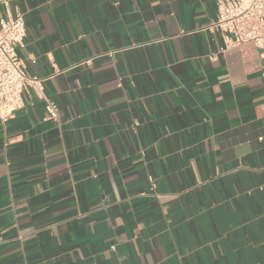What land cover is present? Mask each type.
<instances>
[{"label":"crops","instance_id":"crops-1","mask_svg":"<svg viewBox=\"0 0 264 264\" xmlns=\"http://www.w3.org/2000/svg\"><path fill=\"white\" fill-rule=\"evenodd\" d=\"M217 1L0 0L44 79L0 118V264H264V59Z\"/></svg>","mask_w":264,"mask_h":264},{"label":"built area","instance_id":"built-area-1","mask_svg":"<svg viewBox=\"0 0 264 264\" xmlns=\"http://www.w3.org/2000/svg\"><path fill=\"white\" fill-rule=\"evenodd\" d=\"M208 30L218 32L223 49L253 44L264 59V0H218L217 17ZM27 27L21 11L0 16V118L6 119L23 106V94L33 90L44 94V79L27 74L26 65L18 55L25 46ZM49 119H57L59 105L46 98Z\"/></svg>","mask_w":264,"mask_h":264}]
</instances>
